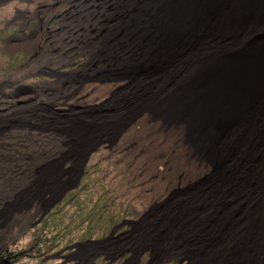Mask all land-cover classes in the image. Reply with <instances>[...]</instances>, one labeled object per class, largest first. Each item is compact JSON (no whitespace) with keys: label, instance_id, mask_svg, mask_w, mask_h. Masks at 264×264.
Returning <instances> with one entry per match:
<instances>
[{"label":"rangeland","instance_id":"rangeland-1","mask_svg":"<svg viewBox=\"0 0 264 264\" xmlns=\"http://www.w3.org/2000/svg\"><path fill=\"white\" fill-rule=\"evenodd\" d=\"M79 17L75 0H0V260L191 264L135 247L145 217L214 167L182 122L145 108L109 138L101 114L128 79L88 68L87 41L65 37ZM193 253L201 260V246Z\"/></svg>","mask_w":264,"mask_h":264},{"label":"bare ground","instance_id":"bare-ground-1","mask_svg":"<svg viewBox=\"0 0 264 264\" xmlns=\"http://www.w3.org/2000/svg\"><path fill=\"white\" fill-rule=\"evenodd\" d=\"M75 5L80 17L65 37L87 41L91 71L106 65L128 79L101 114L109 138L145 108L182 122L214 167L145 217L135 250L152 247L155 262L183 251L191 264H264V0Z\"/></svg>","mask_w":264,"mask_h":264},{"label":"trees","instance_id":"trees-1","mask_svg":"<svg viewBox=\"0 0 264 264\" xmlns=\"http://www.w3.org/2000/svg\"><path fill=\"white\" fill-rule=\"evenodd\" d=\"M7 256L3 257L0 260V264H11L12 260L10 259L11 254H6Z\"/></svg>","mask_w":264,"mask_h":264},{"label":"water","instance_id":"water-1","mask_svg":"<svg viewBox=\"0 0 264 264\" xmlns=\"http://www.w3.org/2000/svg\"><path fill=\"white\" fill-rule=\"evenodd\" d=\"M79 180V177H77V179H76V183H77V181ZM64 189V188H63ZM62 189V190H63ZM67 190V188H65L60 194H59V196H58V200H60L61 198H62V196H63V194L65 193V191ZM52 205H54V203L52 204ZM96 241H98V240H96ZM80 242H78L77 244H75L76 246L79 244Z\"/></svg>","mask_w":264,"mask_h":264}]
</instances>
